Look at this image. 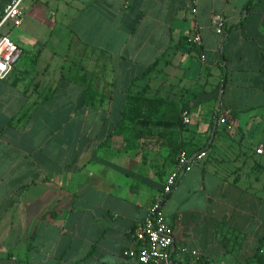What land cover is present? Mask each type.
I'll use <instances>...</instances> for the list:
<instances>
[{
    "label": "crops",
    "instance_id": "obj_1",
    "mask_svg": "<svg viewBox=\"0 0 264 264\" xmlns=\"http://www.w3.org/2000/svg\"><path fill=\"white\" fill-rule=\"evenodd\" d=\"M191 1L24 0L4 27L42 65L0 78V264H144L122 250L180 149L207 153L162 205L173 264H264V0ZM142 89L160 110L120 128Z\"/></svg>",
    "mask_w": 264,
    "mask_h": 264
},
{
    "label": "built area",
    "instance_id": "obj_2",
    "mask_svg": "<svg viewBox=\"0 0 264 264\" xmlns=\"http://www.w3.org/2000/svg\"><path fill=\"white\" fill-rule=\"evenodd\" d=\"M23 2L24 0H9L0 10V78H5L8 75L21 54V48L4 31V27L21 17ZM196 2L197 0L191 1L190 10L192 13L196 12ZM212 24L215 32L222 33L225 19L220 14H213ZM191 41L198 46L201 45L202 39L199 26H196L191 36ZM181 117L184 123L190 122L186 109L181 110ZM217 122L224 124L227 128L234 126V120L229 117L227 111L218 116ZM256 151L261 152V148L256 149ZM206 153V149L192 153L180 149L176 153L173 169L166 176L160 192L154 195L142 223L131 234L135 245L124 248L122 250L123 256L138 260L144 264H173V231L163 213L162 205L166 197L175 188L179 179L190 171L194 165L201 162ZM189 254L192 257V261L189 264H205L199 251L190 250Z\"/></svg>",
    "mask_w": 264,
    "mask_h": 264
},
{
    "label": "trees",
    "instance_id": "obj_3",
    "mask_svg": "<svg viewBox=\"0 0 264 264\" xmlns=\"http://www.w3.org/2000/svg\"><path fill=\"white\" fill-rule=\"evenodd\" d=\"M157 63V60H155L149 67L148 70H151L153 66H155ZM147 72V71H146ZM147 89H142L136 93L129 94L128 100L126 101L123 110H122V119L120 120L119 127H125L126 124L131 122V125H141L142 123H145L146 121L143 119H132L129 118L131 115L138 114L142 111H152L154 109H158V103L154 102L157 100L152 101L153 99H150L145 92ZM149 100V101H147ZM174 107V105H173ZM178 110V109H174ZM30 112V107H27L24 109L18 116L17 119L20 121L22 118H25Z\"/></svg>",
    "mask_w": 264,
    "mask_h": 264
},
{
    "label": "rangeland",
    "instance_id": "obj_4",
    "mask_svg": "<svg viewBox=\"0 0 264 264\" xmlns=\"http://www.w3.org/2000/svg\"><path fill=\"white\" fill-rule=\"evenodd\" d=\"M28 17V16H27ZM61 31V27H57V25H56V27H55V30L53 31V36H55L54 34H56L55 32H57V31ZM66 46V45H65ZM47 48H54L58 53L60 52V55H63L64 53H65V51H66V49H64L65 47H64V45H63V41H61V42H58V41H55V40H53V37L52 38H50L48 41H47V46H46ZM60 55L59 54H57L55 57H54V61L56 60H60ZM41 57H43V56H41ZM34 59V57L33 56H30V55H28V54H26V52H24L22 55H21V58L18 60V62H17V66L18 67H21V66H34L35 67V69H37L40 65H42V63H41V61H36V60H33ZM41 59V58H40ZM43 59V58H42ZM69 61H73V60H69ZM73 62H78L77 61V58H76V60L75 61H73ZM74 64H76V63H74ZM73 64V65H74ZM66 66H68V64H66L65 65V67ZM74 70H73V72H76V70H77V66H73L72 67ZM51 75H53V73H51ZM50 75V76H51Z\"/></svg>",
    "mask_w": 264,
    "mask_h": 264
}]
</instances>
